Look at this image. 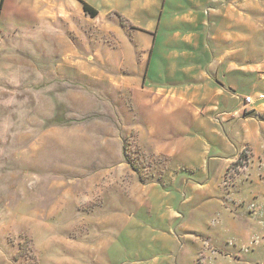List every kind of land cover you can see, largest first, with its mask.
<instances>
[{
  "label": "rangeland",
  "instance_id": "rangeland-1",
  "mask_svg": "<svg viewBox=\"0 0 264 264\" xmlns=\"http://www.w3.org/2000/svg\"><path fill=\"white\" fill-rule=\"evenodd\" d=\"M6 1L0 264H264V151L228 170L238 143L193 130L200 139L179 149L176 168L133 104L139 54L132 69L126 43L158 45L163 30L133 26L118 11L125 0H106L90 23L63 4L58 27H43L33 0ZM155 75L146 84L167 83Z\"/></svg>",
  "mask_w": 264,
  "mask_h": 264
},
{
  "label": "crops",
  "instance_id": "crops-1",
  "mask_svg": "<svg viewBox=\"0 0 264 264\" xmlns=\"http://www.w3.org/2000/svg\"><path fill=\"white\" fill-rule=\"evenodd\" d=\"M79 1L95 9L97 16H86ZM33 2L42 9V21L48 22L43 27H58L60 17L67 15L63 4L78 11L85 23L109 11L106 0ZM6 3L3 0L2 6ZM118 11L135 27L163 30L158 45L157 38L137 48L126 43L129 55L134 52L131 68L137 53L141 72L132 101L157 152L171 157V164L178 162L173 164L176 168L182 166L179 149L185 146L184 151L190 152L189 147L200 139L194 138L193 130L208 131L205 139L210 143L213 138L226 144L235 140L242 151H264V120L259 118L264 116V99L258 100L259 95L264 97V0H125ZM139 12L146 14L140 17ZM128 61L122 55L117 65L125 67ZM153 73L154 79L158 76L167 83L146 84ZM244 97H251L255 105L244 106ZM207 147L204 140L198 150L199 165L208 163ZM238 155L228 160L227 169Z\"/></svg>",
  "mask_w": 264,
  "mask_h": 264
},
{
  "label": "trees",
  "instance_id": "trees-1",
  "mask_svg": "<svg viewBox=\"0 0 264 264\" xmlns=\"http://www.w3.org/2000/svg\"><path fill=\"white\" fill-rule=\"evenodd\" d=\"M2 1H0V6L2 5ZM80 4H81V7H82V11L83 13L90 17V18H95L97 16V11L95 9H93L91 6H89L88 4L82 2V1H79ZM260 119H263L264 120V116H260L259 117ZM249 151L247 149L243 150L239 155H238V158H237V161L231 165V166H236L238 168H242V167H245L248 163V157L246 156V153H248ZM230 168V167H229ZM228 168V170H229Z\"/></svg>",
  "mask_w": 264,
  "mask_h": 264
},
{
  "label": "built area",
  "instance_id": "built-area-1",
  "mask_svg": "<svg viewBox=\"0 0 264 264\" xmlns=\"http://www.w3.org/2000/svg\"><path fill=\"white\" fill-rule=\"evenodd\" d=\"M263 99H264V97L262 95L258 96L259 101H261ZM243 102H244V106L252 107L255 105V102H254V100H252L251 97H244Z\"/></svg>",
  "mask_w": 264,
  "mask_h": 264
}]
</instances>
